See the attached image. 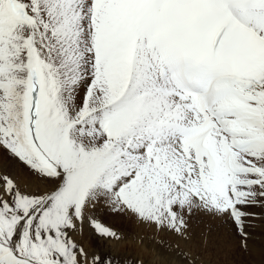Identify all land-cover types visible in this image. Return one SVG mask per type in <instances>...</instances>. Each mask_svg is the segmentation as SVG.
Segmentation results:
<instances>
[{"label":"snow or ice","instance_id":"snow-or-ice-1","mask_svg":"<svg viewBox=\"0 0 264 264\" xmlns=\"http://www.w3.org/2000/svg\"><path fill=\"white\" fill-rule=\"evenodd\" d=\"M3 152L53 186L0 173V264H90L78 223L120 239L100 202L181 236L193 211L225 217L246 242L264 206V0H0Z\"/></svg>","mask_w":264,"mask_h":264},{"label":"rangeland","instance_id":"rangeland-1","mask_svg":"<svg viewBox=\"0 0 264 264\" xmlns=\"http://www.w3.org/2000/svg\"><path fill=\"white\" fill-rule=\"evenodd\" d=\"M0 173L12 175L23 191H45L53 186L6 152L0 153ZM102 203L92 207L90 215L120 234L119 240L98 235L87 217L82 225L78 223L76 231L70 233L84 247L90 264L93 256L99 257L97 264H136L137 261L142 264H264V256L259 259L264 253V206L256 205L249 209L254 214L245 222L246 242L230 219L222 217L221 224H214L211 223L213 219H208L202 212L197 217L194 211L188 216V220L191 217L196 219L193 223L187 221L186 232L193 237L190 236L188 241L185 235L183 241L173 232L168 235L171 241L168 236L157 239L155 235L149 234H143L139 241L135 233L125 234L121 231L123 223L132 228L136 216L122 212L123 218L120 219L115 216L118 211L109 216L112 212L108 211L113 209L102 208L108 206ZM217 218L219 219L218 216ZM192 229H196L195 236ZM161 232L169 231L161 230L158 234ZM255 240L259 243L257 246ZM141 246V249H137ZM178 252L186 255H178Z\"/></svg>","mask_w":264,"mask_h":264},{"label":"bare ground","instance_id":"bare-ground-1","mask_svg":"<svg viewBox=\"0 0 264 264\" xmlns=\"http://www.w3.org/2000/svg\"><path fill=\"white\" fill-rule=\"evenodd\" d=\"M103 204V203H102ZM97 205V204H96ZM95 205V206H96ZM100 206H103V205H100ZM99 206V207H100ZM94 208V207H93ZM102 208H110V209H112L111 207H108V206H105V207H102ZM107 211V210H106ZM108 212H112V214H110L109 213V216H112L113 215V213H114V210H109ZM119 212V213H118ZM118 212H115V216L117 217V218H123V213L122 212H120V211H118ZM199 212H201V211H194L193 213L198 217L199 216ZM126 213H128V214H130V215H135V214H133V213H131V212H126ZM203 214H205L206 215V217L208 218V219H213V222H211V223H214V224H221V222H222V217H219V219L217 218V216H212V215H210V214H207V213H204V212H202ZM107 216V215H106ZM136 216V215H135ZM189 216V215H188ZM188 216H186V220L187 221H189V223H193V221L194 220H196V219H194V218H192L191 217V219L190 220H188ZM191 216V215H190ZM108 217V216H107ZM110 218V217H109ZM114 220V219H113ZM199 224H200V222H199ZM118 225V224H117ZM188 225V224H187ZM115 226V225H114ZM202 226V225H201ZM197 228H199V227H197ZM196 228V229H197ZM196 229L195 230H193V235L195 236V232H196ZM121 231H124L125 232V234L126 233H129V234H132V233H135L136 234V236H137V238H138V240L140 241V239H142L143 237V234H149V235H155L156 237H157V239H158V237H162L163 239L166 237V236H168L169 235V233L170 232H167V233H159L158 234V231H157V228H156V225H154V224H150V223H146V222H144V221H142V220H140V219H138V217L136 216L135 218H134V224H133V227L132 228H128L124 223L122 224V228H121ZM161 231V230H160ZM165 231V230H164ZM201 231H202V229H201ZM200 231V232H201ZM123 232V233H124ZM174 233V232H173ZM122 234V233H121ZM191 234V233H190ZM198 234V233H197ZM134 235V234H133ZM149 235H148V238H149ZM175 235H177V234H175ZM146 236V235H145ZM180 237V239L181 240H183L184 241V239H183V236H181V235H179ZM192 237V235H189L187 232H185V237H187V241L189 240L188 238L189 237ZM152 237V236H151ZM169 237V236H168ZM167 237V238H168ZM216 237H218V236H216ZM193 238V237H192ZM195 238V237H194ZM153 239V238H152ZM161 239V238H160ZM262 239H263V237H262ZM169 240L171 241V237H169ZM194 240V239H193ZM194 241H196V239L194 240ZM203 241V240H202ZM256 241V243L255 242H253V243H255V246H257L258 244H257V240H255ZM263 242H264V239H263ZM142 248V246L140 247V248H137V249H141ZM264 254V253H263ZM261 255V257L259 258L260 260H261V258H263V256L264 255ZM259 255L257 254V257H258ZM255 257H256V255H255ZM258 259V258H257Z\"/></svg>","mask_w":264,"mask_h":264}]
</instances>
